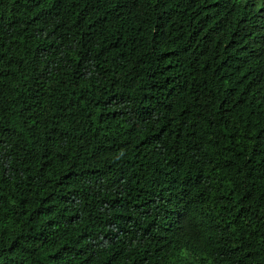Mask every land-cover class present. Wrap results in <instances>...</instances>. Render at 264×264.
<instances>
[{"label": "trees", "instance_id": "1", "mask_svg": "<svg viewBox=\"0 0 264 264\" xmlns=\"http://www.w3.org/2000/svg\"><path fill=\"white\" fill-rule=\"evenodd\" d=\"M0 264H264V0H0Z\"/></svg>", "mask_w": 264, "mask_h": 264}]
</instances>
